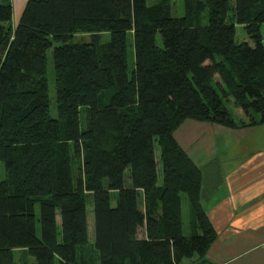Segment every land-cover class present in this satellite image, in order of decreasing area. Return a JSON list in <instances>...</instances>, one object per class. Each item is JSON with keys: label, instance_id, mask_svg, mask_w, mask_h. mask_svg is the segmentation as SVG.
Segmentation results:
<instances>
[{"label": "trees", "instance_id": "1", "mask_svg": "<svg viewBox=\"0 0 264 264\" xmlns=\"http://www.w3.org/2000/svg\"><path fill=\"white\" fill-rule=\"evenodd\" d=\"M169 1L29 0L12 27L11 7L0 0V264H14V250L35 264H76L88 243V200V264L91 253L98 264L204 260L216 234L200 205V170L173 133L186 121L264 125V0H182L179 18ZM78 33H108L109 41L75 42ZM230 102L246 124L236 123ZM181 195L191 212L188 236Z\"/></svg>", "mask_w": 264, "mask_h": 264}, {"label": "crops", "instance_id": "2", "mask_svg": "<svg viewBox=\"0 0 264 264\" xmlns=\"http://www.w3.org/2000/svg\"><path fill=\"white\" fill-rule=\"evenodd\" d=\"M260 34L264 42V24ZM192 123L208 129L212 143L203 149L180 147L203 170L208 171L217 155L221 162L217 166L220 181L202 204L217 236L204 263L264 264V125L241 131ZM219 135L223 137L217 143ZM207 183H202L203 195L210 188ZM20 254L25 251L12 252L14 264Z\"/></svg>", "mask_w": 264, "mask_h": 264}, {"label": "rangeland", "instance_id": "3", "mask_svg": "<svg viewBox=\"0 0 264 264\" xmlns=\"http://www.w3.org/2000/svg\"><path fill=\"white\" fill-rule=\"evenodd\" d=\"M5 3H8L9 6L11 7L12 11V16H11V26L15 27V25L18 23V20L20 18V15L24 9V6L29 0H2ZM162 0H148L147 4H158ZM168 7V12L171 16L179 18L183 16V1L182 0H172L166 3ZM236 36L239 41H245L246 36L244 35L242 31V27H236ZM96 42V44H104L109 41V34L108 33H102L99 35L95 34H89V33H78L74 37V41H82V42H87L89 43L90 41ZM55 47V46H53ZM52 48L46 51V79H47V88H48V98H49V113L52 118L56 117V110H55V84H54V70H53V63H52V54H51ZM134 67V51H133V39H132V34L129 32L127 33V70L128 74L132 71ZM227 109L229 113L232 115L236 123H244L246 124L247 121L244 118L243 114L239 109H237L232 102L227 103ZM83 122L85 121L84 116H82ZM245 129H250V128H245V127H239L236 130H245ZM210 131L208 129H204L201 126L196 125L192 123L191 121H186L183 123L181 126H179L175 132L173 133V138L177 142V144L180 146L183 145L189 146L190 148L196 149V148H202L204 146H209L212 143ZM221 135H219V140L215 141L219 143L222 141ZM183 150V149H182ZM158 150L156 149L155 152V157L157 161V177H158V183L161 182L162 178V170L160 167L159 158H158ZM189 158L190 156L187 155ZM218 156V155H217ZM217 156L213 158L214 160L210 161V168L208 171L206 170L207 168L205 167V170H203V166L197 164L196 166L200 170L201 173V182H209L207 183V186L210 187L209 190L205 191V194H202V187H201V195H200V205L204 203L203 200H205L206 195L208 193H212L216 189L217 183L220 181L218 178V164L221 163L219 162ZM191 159V158H190ZM228 161V160H227ZM219 162V163H218ZM226 164V162H224ZM230 164V163H229ZM208 165V164H207ZM212 168L215 170L213 171ZM227 168V167H225ZM6 178L5 171L3 164L0 163V182L4 181ZM124 187L130 188L131 187V182L129 179V172L128 170L125 171L124 174ZM138 204L139 207L143 210V199H142V193H139L138 197ZM112 204H114V200H111ZM203 208V207H202ZM92 208H91V203L87 202V232H88V243L85 248H82L81 251H79L78 256H77V261L76 264H88V260L90 259V256L88 254V249L91 248L92 246V241H93V214H92ZM191 212L188 207V202L186 199V196L181 195V218H182V230H183V235L188 236L191 233L192 229V221H191ZM56 222L59 223V218L57 217ZM38 228V226H37ZM213 228V227H212ZM214 230V229H213ZM143 229H141L138 233L139 238H143ZM215 232V230H214ZM216 234V233H215ZM217 237V236H216ZM211 247V246H210ZM209 247V249H210ZM208 249V251H209ZM207 251V252H208ZM91 258L94 261V264H98L97 257L95 253H91ZM207 255V253H206ZM17 264H35V261L32 257L28 256L25 252V254H20L17 256ZM186 261V260H185ZM204 260L201 261H195V259L185 262L184 264H205Z\"/></svg>", "mask_w": 264, "mask_h": 264}]
</instances>
